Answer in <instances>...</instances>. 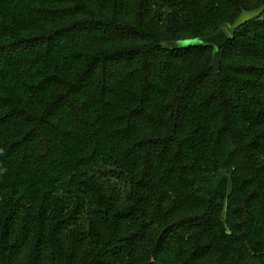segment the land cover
Listing matches in <instances>:
<instances>
[{"label":"trees","instance_id":"1","mask_svg":"<svg viewBox=\"0 0 264 264\" xmlns=\"http://www.w3.org/2000/svg\"><path fill=\"white\" fill-rule=\"evenodd\" d=\"M0 264H264V0H0Z\"/></svg>","mask_w":264,"mask_h":264},{"label":"water","instance_id":"2","mask_svg":"<svg viewBox=\"0 0 264 264\" xmlns=\"http://www.w3.org/2000/svg\"><path fill=\"white\" fill-rule=\"evenodd\" d=\"M230 36L226 32H221L208 38H198L194 40L170 42L166 45L169 50L179 51L192 48L213 49L212 67L216 73L221 71L220 53L226 47Z\"/></svg>","mask_w":264,"mask_h":264}]
</instances>
